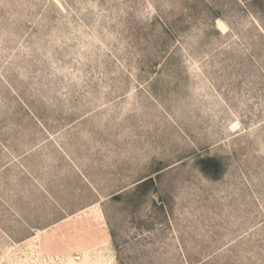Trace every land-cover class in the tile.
<instances>
[{"label":"rangeland","instance_id":"rangeland-1","mask_svg":"<svg viewBox=\"0 0 264 264\" xmlns=\"http://www.w3.org/2000/svg\"><path fill=\"white\" fill-rule=\"evenodd\" d=\"M0 264H264V0H0Z\"/></svg>","mask_w":264,"mask_h":264},{"label":"built area","instance_id":"built-area-1","mask_svg":"<svg viewBox=\"0 0 264 264\" xmlns=\"http://www.w3.org/2000/svg\"><path fill=\"white\" fill-rule=\"evenodd\" d=\"M76 261H81L82 260V257H80V256H76Z\"/></svg>","mask_w":264,"mask_h":264}]
</instances>
